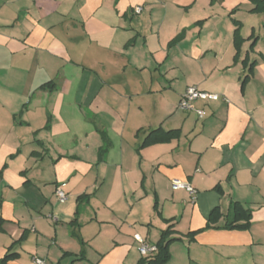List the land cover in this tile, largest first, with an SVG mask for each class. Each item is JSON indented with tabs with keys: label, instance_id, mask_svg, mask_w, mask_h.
I'll return each instance as SVG.
<instances>
[{
	"label": "crops",
	"instance_id": "0c3cea01",
	"mask_svg": "<svg viewBox=\"0 0 264 264\" xmlns=\"http://www.w3.org/2000/svg\"><path fill=\"white\" fill-rule=\"evenodd\" d=\"M254 8L0 0V259L264 264V21ZM187 87L219 96L194 104L203 119L177 110ZM158 128L179 136L143 146ZM134 234L170 240L167 259L142 257Z\"/></svg>",
	"mask_w": 264,
	"mask_h": 264
},
{
	"label": "built area",
	"instance_id": "2783aa9c",
	"mask_svg": "<svg viewBox=\"0 0 264 264\" xmlns=\"http://www.w3.org/2000/svg\"><path fill=\"white\" fill-rule=\"evenodd\" d=\"M141 12L140 7L134 8V13L139 14ZM219 99V96L212 94L196 87H187L184 93L181 95L180 100L177 104V110L179 111H193L199 119H203L205 113L201 109L194 107L196 102H215ZM172 190H183L190 196H194L195 191L192 186L180 180H172L170 183ZM55 198L58 202L62 203L66 199V195L61 187L56 188ZM134 241L137 243V250L139 254L144 258H152L157 253V247L154 244L146 242L140 235H133ZM32 264H46L45 260L40 257H34Z\"/></svg>",
	"mask_w": 264,
	"mask_h": 264
},
{
	"label": "trees",
	"instance_id": "16d2710c",
	"mask_svg": "<svg viewBox=\"0 0 264 264\" xmlns=\"http://www.w3.org/2000/svg\"><path fill=\"white\" fill-rule=\"evenodd\" d=\"M251 3L255 6V8L252 10L253 12H264V0H250ZM237 35H235L236 37ZM179 136V131H163L162 129L158 128L156 130H153V131H150L148 133V135L144 138L143 142H142V145L143 146H146V145H151V144H154V143H157V142H163V141H168L169 139L173 138V137H178ZM230 214H233V215H237V217L235 219L238 218V215L239 214H242L244 213L242 211V208L240 207L239 204L237 203H233L232 206H231V209L229 210ZM217 214V210L216 209H213L209 215V222L213 220L214 216ZM246 215V218H248V215L247 214H244ZM245 218V216H244ZM237 227V228H244L247 226V224H244V225H232V224H228V228H231V227ZM171 231V227H169L166 232L163 234V237L168 234L169 232ZM194 234V233H192ZM170 240L169 241H165V242H160L158 244H156V247H157V253L155 256H153L151 258V261H165L167 259V246L169 244ZM12 258V254L8 253L4 256V258L0 259V264H7V261Z\"/></svg>",
	"mask_w": 264,
	"mask_h": 264
},
{
	"label": "rangeland",
	"instance_id": "374dc122",
	"mask_svg": "<svg viewBox=\"0 0 264 264\" xmlns=\"http://www.w3.org/2000/svg\"><path fill=\"white\" fill-rule=\"evenodd\" d=\"M260 14H261V17L263 18V21H264V12H260ZM256 19V21H257V19L258 18H255ZM257 24V23H256ZM256 30H257V28H256Z\"/></svg>",
	"mask_w": 264,
	"mask_h": 264
}]
</instances>
